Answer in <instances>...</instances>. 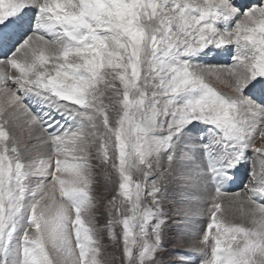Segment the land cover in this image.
Segmentation results:
<instances>
[{"label":"snow or ice","instance_id":"snow-or-ice-1","mask_svg":"<svg viewBox=\"0 0 264 264\" xmlns=\"http://www.w3.org/2000/svg\"><path fill=\"white\" fill-rule=\"evenodd\" d=\"M229 47L230 63L195 62ZM262 125L264 0H0V245L25 224L20 264H106L117 246L154 261L133 250L149 234L162 248L167 223L131 175L149 140L174 156L199 133L228 183L250 164L226 194L264 207Z\"/></svg>","mask_w":264,"mask_h":264},{"label":"rangeland","instance_id":"rangeland-1","mask_svg":"<svg viewBox=\"0 0 264 264\" xmlns=\"http://www.w3.org/2000/svg\"><path fill=\"white\" fill-rule=\"evenodd\" d=\"M209 51L211 52L210 56L208 55ZM231 55V47L226 50L208 48L195 58V62L211 64L217 62H213L215 59L223 63H230ZM212 83L221 91L228 93L227 88L215 81ZM260 130L264 131V125ZM154 135L166 137V132L155 131ZM189 135L186 134L179 139V147L174 148V156L168 151L167 139L158 142L147 141L144 158L137 160L132 166L131 175L134 182L143 185L146 179H150L151 182L147 183L148 189L159 190L158 196L155 193L148 196L142 194L141 204L146 208L154 209L158 219L162 217L167 221L159 233L163 239L162 248L154 235L149 234L146 238L137 235L136 243L133 245L134 257L138 258L139 253L144 250L147 244L149 246L148 256L150 257L151 253L155 251L156 259L154 261L150 258L146 259L145 264H245V262L246 264H264V234L254 227V223L239 221L237 216L221 211L222 205L219 202V198L239 195L226 193L243 188L247 182L250 164L245 162L234 170L233 175L238 180L234 179L236 182L233 180L228 183L226 175L219 168V161L203 154L199 133H196L195 136ZM172 143L175 145L177 142L173 141ZM248 145L249 147H264V139L254 136L248 140ZM246 155L251 157L250 152ZM187 163H194V167L199 168L198 173L191 174L192 179L199 176L198 180L201 181L203 178L204 183H207L212 189L213 198L208 202L205 201L210 205L204 215L191 212L181 205L195 203L194 200L186 198L187 192L184 187H188V192L194 193L195 196H197V189L180 183L181 181L186 183L190 177L184 173L176 174L177 182L172 184L169 179L174 175L170 174L174 164L185 166ZM173 188H180L181 192L174 196L169 195ZM242 193L245 194L244 197L246 196L245 199L248 202L264 209L260 204L251 200L248 192L242 191ZM212 225L215 226L211 227ZM24 227H26L25 224H18L11 242L5 241L3 245H0V264H5V261L7 264H20L22 259L21 237ZM191 229H195L198 234L202 249L189 248L184 243L187 234L192 233ZM74 245L75 241L73 240ZM157 249L159 250L157 251ZM119 257L118 246L109 249L105 254L106 264H123ZM132 264H136V258L132 260Z\"/></svg>","mask_w":264,"mask_h":264},{"label":"bare ground","instance_id":"bare-ground-1","mask_svg":"<svg viewBox=\"0 0 264 264\" xmlns=\"http://www.w3.org/2000/svg\"><path fill=\"white\" fill-rule=\"evenodd\" d=\"M210 53L211 52L209 51L208 55ZM215 61L218 60L213 59V62ZM194 166H195L194 163H187L185 166H182L181 164H174L171 167V173H170L174 175H172L169 179L172 184L174 182H177L176 174L184 173L190 177V180H188L186 183H183L184 181H181L180 183H182L183 185L187 184L189 188L197 189V196H195L193 195L194 193L191 194V192H188L187 190L188 187L186 188L184 187L185 192H187L186 198L194 200L195 203L190 202L181 205L187 208L188 210H191V212H195L199 215L202 214L204 215V213L206 212V210L209 208L210 205V204L208 205L207 202L213 198L211 191L212 189L209 187V185H207V183L206 184L204 183L202 177H201L202 178L201 181H199L197 178L199 176L195 177L194 180L192 179L193 176H191V174L194 175L199 171V168ZM180 192H181L180 188H173L169 195L174 196L175 194H178ZM244 195H245L244 193H241L238 196L236 195V196L219 198L220 199L219 202L222 205L221 211H223L224 213L225 212L231 213L232 215L237 216L239 221H250L254 223L255 225L254 227H256L259 232H262L264 234V209L260 208L258 205L248 202L245 199L246 196L244 197ZM191 232L192 233H188L187 237H185L184 243H186L187 247L189 248L191 247L193 249L194 248L202 249L203 246L201 245V241L199 240L198 234L196 233L195 229L192 230Z\"/></svg>","mask_w":264,"mask_h":264}]
</instances>
